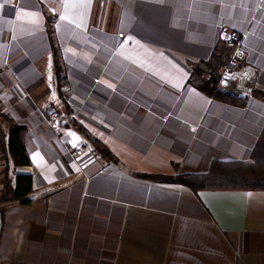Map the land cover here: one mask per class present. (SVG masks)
I'll return each instance as SVG.
<instances>
[{
  "label": "crops",
  "instance_id": "obj_1",
  "mask_svg": "<svg viewBox=\"0 0 264 264\" xmlns=\"http://www.w3.org/2000/svg\"><path fill=\"white\" fill-rule=\"evenodd\" d=\"M223 31L244 42L245 107L198 89ZM256 91L264 0H0V107L29 130L18 172L34 180L28 204L0 213V264H264ZM210 174L263 187L174 181Z\"/></svg>",
  "mask_w": 264,
  "mask_h": 264
},
{
  "label": "trees",
  "instance_id": "obj_2",
  "mask_svg": "<svg viewBox=\"0 0 264 264\" xmlns=\"http://www.w3.org/2000/svg\"><path fill=\"white\" fill-rule=\"evenodd\" d=\"M56 53V48H54ZM229 54L227 47L219 46L213 53L211 60L203 64L208 68L204 80L198 85V89L211 99L236 107H245L250 98V92H225L219 89L220 74L218 70L224 66ZM57 63V74L60 75V67ZM203 75L201 65L193 68V81L199 79ZM258 98L264 100L263 92H253ZM71 125L80 133L87 135L88 132L76 120H71ZM7 124L9 127L8 134L4 132L3 126ZM0 178L2 180V190L0 191V213L4 220L7 210L16 205H25L29 203V196L34 191V180L31 176L19 174L18 170L32 165L30 152L27 147L29 140V130L25 126L18 125L13 118L3 113L0 107ZM90 138V137H89ZM92 145L96 152L107 162L118 164L117 158L113 156L111 151L98 140L91 139ZM258 179L247 178L236 175H206V176H186L181 179L174 180L187 187L198 190H224L226 188L238 190H254L260 189L263 185H257L254 182ZM228 185V186H227ZM232 185V186H230Z\"/></svg>",
  "mask_w": 264,
  "mask_h": 264
},
{
  "label": "built area",
  "instance_id": "obj_3",
  "mask_svg": "<svg viewBox=\"0 0 264 264\" xmlns=\"http://www.w3.org/2000/svg\"><path fill=\"white\" fill-rule=\"evenodd\" d=\"M220 44L231 50L227 63L220 68L219 89L225 92L234 91L240 79L245 59L243 39L236 33L223 31L220 35ZM245 84L249 81H244ZM53 120L60 122L57 112L51 114Z\"/></svg>",
  "mask_w": 264,
  "mask_h": 264
}]
</instances>
